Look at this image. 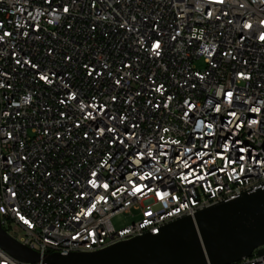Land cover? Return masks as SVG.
I'll return each mask as SVG.
<instances>
[{"label":"built area","instance_id":"1","mask_svg":"<svg viewBox=\"0 0 264 264\" xmlns=\"http://www.w3.org/2000/svg\"><path fill=\"white\" fill-rule=\"evenodd\" d=\"M261 189L264 0H0V222L41 256L0 247V264L101 252Z\"/></svg>","mask_w":264,"mask_h":264},{"label":"water","instance_id":"2","mask_svg":"<svg viewBox=\"0 0 264 264\" xmlns=\"http://www.w3.org/2000/svg\"><path fill=\"white\" fill-rule=\"evenodd\" d=\"M264 246V189L245 194L168 225L159 235L124 242L97 253L45 257L48 264H234ZM0 247L16 259L41 256L3 230ZM264 253V250L261 252Z\"/></svg>","mask_w":264,"mask_h":264},{"label":"rangeland","instance_id":"3","mask_svg":"<svg viewBox=\"0 0 264 264\" xmlns=\"http://www.w3.org/2000/svg\"><path fill=\"white\" fill-rule=\"evenodd\" d=\"M134 219L131 218L129 215H119L114 218L113 223L117 228H124L129 226ZM9 233L17 238H21L22 234L19 232H16L14 229H10Z\"/></svg>","mask_w":264,"mask_h":264},{"label":"snow or ice","instance_id":"4","mask_svg":"<svg viewBox=\"0 0 264 264\" xmlns=\"http://www.w3.org/2000/svg\"><path fill=\"white\" fill-rule=\"evenodd\" d=\"M65 10H67V9H65ZM249 26H250V25H249ZM155 47H157V48H158V47H159V44L155 45ZM229 95H231V94H229Z\"/></svg>","mask_w":264,"mask_h":264}]
</instances>
